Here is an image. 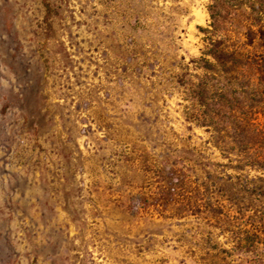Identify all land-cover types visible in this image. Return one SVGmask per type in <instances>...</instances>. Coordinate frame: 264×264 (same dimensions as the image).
I'll return each instance as SVG.
<instances>
[{
	"label": "rangeland",
	"instance_id": "374dc122",
	"mask_svg": "<svg viewBox=\"0 0 264 264\" xmlns=\"http://www.w3.org/2000/svg\"><path fill=\"white\" fill-rule=\"evenodd\" d=\"M208 1L0 0V264H264V173L185 117Z\"/></svg>",
	"mask_w": 264,
	"mask_h": 264
},
{
	"label": "trees",
	"instance_id": "16d2710c",
	"mask_svg": "<svg viewBox=\"0 0 264 264\" xmlns=\"http://www.w3.org/2000/svg\"><path fill=\"white\" fill-rule=\"evenodd\" d=\"M206 11L203 46L192 60L200 73L179 80L185 117L210 129L212 144L235 166L264 173V0H209ZM175 190L169 183L167 193Z\"/></svg>",
	"mask_w": 264,
	"mask_h": 264
}]
</instances>
